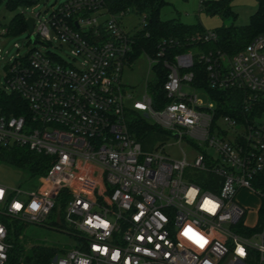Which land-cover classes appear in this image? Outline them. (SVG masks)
<instances>
[{
    "label": "built area",
    "instance_id": "built-area-1",
    "mask_svg": "<svg viewBox=\"0 0 264 264\" xmlns=\"http://www.w3.org/2000/svg\"><path fill=\"white\" fill-rule=\"evenodd\" d=\"M125 12H107L102 0H63L42 18L30 14L27 35L45 47L56 42L66 58L32 44L23 54L0 49V91L15 93L26 107V115L0 109V146L51 159L31 192L0 185V264L11 248L12 221L47 225L50 215L73 245L49 264H264V211L250 227L235 197L239 190L257 195L264 210V121L241 116L264 98V31L231 55L187 49L165 57L177 45L166 37L150 56L134 53L138 30H124ZM138 16L142 29L146 18ZM215 39L208 29L186 41ZM139 54L145 89L155 65L165 69L158 105L146 93L136 99L124 89L122 71ZM194 62L203 66L207 88L238 94L233 110L241 117L217 115L215 101L193 84ZM128 110L177 142L187 139L194 148L190 166L215 177L212 189L182 179L184 156L143 150L129 132Z\"/></svg>",
    "mask_w": 264,
    "mask_h": 264
},
{
    "label": "trees",
    "instance_id": "trees-1",
    "mask_svg": "<svg viewBox=\"0 0 264 264\" xmlns=\"http://www.w3.org/2000/svg\"><path fill=\"white\" fill-rule=\"evenodd\" d=\"M33 0H6L5 5L8 8H13L16 4H29ZM103 6L107 12L115 14L118 12L129 11L136 15H144L146 24L144 28L138 30L135 37V51L138 54L145 52L150 56H155L156 43L161 38L174 37L177 39V45L166 50L165 57L173 52H182L187 49L208 51L219 50L229 55L239 51L243 46L256 34L264 31V0H256V8L250 15L248 23L243 26H220L212 29L216 34V39L211 42L205 43H189L186 38L190 37L196 32H201L202 29L198 23L196 24H183L176 18L162 20L159 18L160 8L166 4L165 0H102ZM230 0H210L205 3V11L209 14L217 13L222 17L234 13L229 4ZM203 3V2H201ZM11 34L22 32L25 30L26 25L24 18L20 15H14L6 26ZM157 72L155 78L149 83V93L153 102L158 105L162 97V83L165 78V69L157 63L155 65ZM193 73V84L204 88L208 96L215 101L217 107V115L226 114L229 116L238 117H259L264 112V98H259L255 106L247 114L237 115L233 108H235L238 101V94L232 91H214L207 88L205 84V75L203 66L194 62L190 68ZM0 109L4 115H26L25 103L19 99L18 95L13 92L0 91ZM128 129L134 138L142 145L143 138L149 132L158 133L160 129L153 124H147L144 118L133 110L126 112ZM156 127L157 129H152ZM162 130V129H160ZM165 131V130H163ZM50 157L37 154L26 147L10 146L4 148L0 146V161H4L15 167L21 168L28 172L31 176L39 177L43 175L50 165ZM215 177L209 173H200L193 182L202 189H212L211 182ZM264 188V183H260ZM60 202L59 207H62ZM263 209H259V219L263 216ZM52 215L48 216L49 225H55ZM11 229L9 230V241L11 248L8 252L7 259L4 264H49V259L54 256L57 251L56 247L43 245V244H30L27 245L22 241V236L18 230L17 223L12 221ZM20 235V237H19Z\"/></svg>",
    "mask_w": 264,
    "mask_h": 264
},
{
    "label": "rangeland",
    "instance_id": "rangeland-1",
    "mask_svg": "<svg viewBox=\"0 0 264 264\" xmlns=\"http://www.w3.org/2000/svg\"><path fill=\"white\" fill-rule=\"evenodd\" d=\"M63 0H33L29 4H16L13 8H8L5 5L6 0H0V28H6L8 21L17 14H20L24 19L30 14L39 12V17L46 16L49 11L59 5ZM166 4L159 10V18L162 20L176 18L183 24L191 25L198 23L202 30H212L222 25L243 26L248 23L250 15L256 8V0H230L229 4L234 13L222 17L217 13L209 14L205 11V3L210 0H165ZM203 2V3H201ZM120 24L125 31H133L140 29V16L125 12L119 19ZM7 29V28H6ZM8 31V30H7ZM33 36L27 35V30L17 32L15 34L0 35L1 52H6L8 55L18 52L23 54L27 50L28 45L41 51H50L62 58H66V50L59 48L56 42L47 45L46 47L38 42H33ZM18 44L17 50L12 43ZM26 42L27 45H26ZM146 75V61L139 54L133 63L132 68L124 67L121 79L124 83V89L131 91L133 98L140 99L143 93L150 95L149 83L146 89L144 88V78ZM147 81L150 80V75L146 76ZM3 81V66L0 62V82ZM197 96L203 103H206V97L197 90ZM147 124L151 122L144 118ZM260 121H264V112L259 117ZM159 128V127H158ZM152 129H157L152 127ZM158 133L149 132L143 138L144 142L141 145L143 150H160L161 154L169 159H181L184 156L187 166H185L182 174V179L187 182H193L202 171H198L190 166L194 148L185 138L177 142V138L172 136L168 131L160 129ZM134 136V134H132ZM210 156H214L213 150L208 147H199ZM39 181L35 176H31L25 170L0 161V185L7 188H17L25 193L36 189ZM236 197V196H235ZM239 204L249 209L245 214V222L248 226L253 227L256 219L255 208L259 202L257 195H240L238 196ZM48 219L47 222H49ZM22 236V241L27 244H43L56 247L60 252L68 249L73 245V239L65 233L61 228L56 227V224H33V223H17L16 226Z\"/></svg>",
    "mask_w": 264,
    "mask_h": 264
},
{
    "label": "crops",
    "instance_id": "crops-1",
    "mask_svg": "<svg viewBox=\"0 0 264 264\" xmlns=\"http://www.w3.org/2000/svg\"><path fill=\"white\" fill-rule=\"evenodd\" d=\"M260 117V116H259ZM253 195V194H251V193H249V192H247V191H245V190H239L237 193H236V200H237V202L239 203L240 201L238 200V196H240V195ZM259 209H260V201L258 202V204H257V206H256V208H255V210H256V212H255V215L256 216H258V213H259ZM248 210L249 209H246L245 208V214L248 212Z\"/></svg>",
    "mask_w": 264,
    "mask_h": 264
},
{
    "label": "water",
    "instance_id": "water-1",
    "mask_svg": "<svg viewBox=\"0 0 264 264\" xmlns=\"http://www.w3.org/2000/svg\"><path fill=\"white\" fill-rule=\"evenodd\" d=\"M24 22L26 25L27 33H30L32 30L33 19L31 17H27L24 19Z\"/></svg>",
    "mask_w": 264,
    "mask_h": 264
}]
</instances>
